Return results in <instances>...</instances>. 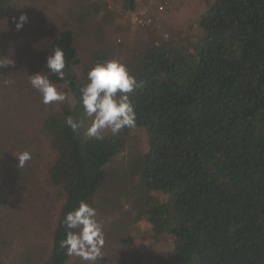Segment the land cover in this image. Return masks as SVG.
Masks as SVG:
<instances>
[{"label":"trees","instance_id":"1","mask_svg":"<svg viewBox=\"0 0 264 264\" xmlns=\"http://www.w3.org/2000/svg\"><path fill=\"white\" fill-rule=\"evenodd\" d=\"M7 1L0 0V14ZM119 1L127 11L139 3ZM199 24L205 33L196 46L151 43L130 71L140 85L129 94L134 128L146 137L145 150L130 159L141 189L137 216L152 240L170 241L180 264H264V0H213ZM50 43L67 64L65 79L48 78L66 82L82 113L87 74L68 72L79 63L73 33L62 30ZM107 57L95 51L94 65ZM72 111L64 103L41 122L53 154L47 178L63 201L45 258L34 252L26 264L66 263L64 215L80 200L91 204L103 166L126 147L121 132L103 140L73 133L66 123Z\"/></svg>","mask_w":264,"mask_h":264},{"label":"rangeland","instance_id":"2","mask_svg":"<svg viewBox=\"0 0 264 264\" xmlns=\"http://www.w3.org/2000/svg\"><path fill=\"white\" fill-rule=\"evenodd\" d=\"M137 2L133 11L125 10L119 0H88L90 4L86 0H8L4 6L0 14V256L6 264H26L25 258L34 252L45 258L63 201L47 178L53 154L42 119L64 103L73 110L74 119L83 116L74 108L65 81L52 83L66 94V100L49 105L30 86V75L49 71L46 60L53 52L52 38L62 30L72 31L79 63L70 67L71 74H87L94 66V52L100 49L130 72L137 53L151 43H181L175 46L182 49L196 46L198 35L205 33L199 22L213 0ZM141 10L150 22L139 26L134 15ZM21 14L28 16V22L18 31L14 21ZM120 132L126 147L103 166L105 180L91 198L105 233L104 257L95 264H180L172 256L170 241L152 240L148 224L137 216L142 203L135 200L141 189L130 159L145 150V132L142 128ZM23 151H29L32 159L18 168L16 156ZM65 264L87 262L69 256Z\"/></svg>","mask_w":264,"mask_h":264},{"label":"clouds","instance_id":"3","mask_svg":"<svg viewBox=\"0 0 264 264\" xmlns=\"http://www.w3.org/2000/svg\"><path fill=\"white\" fill-rule=\"evenodd\" d=\"M14 22L19 31L28 22V16L21 14L18 21ZM11 63L13 61L9 64ZM66 64L65 52L57 46L46 60L49 71L29 76L30 86L41 95L44 105L66 100V94L59 91L48 75L44 74L51 73L63 80ZM139 86L136 77L130 74L121 61L106 59L95 63L87 73L86 82L79 89L83 116L75 119L69 116L67 125L73 133L84 129L85 136L97 140L104 139L105 130L117 135L124 128H134L136 111L129 94ZM16 158L17 167L23 168L32 159V154L23 151ZM61 226L65 230V236L59 241V245L64 249L65 255L79 257L87 264H95L104 257V228L97 219L96 209L90 203L80 200L77 207L64 215Z\"/></svg>","mask_w":264,"mask_h":264},{"label":"built area","instance_id":"4","mask_svg":"<svg viewBox=\"0 0 264 264\" xmlns=\"http://www.w3.org/2000/svg\"><path fill=\"white\" fill-rule=\"evenodd\" d=\"M159 8H162V5L159 6ZM149 17L147 15V13L145 12V10H141L138 11L135 15H134V21L137 25H145L147 24L149 21Z\"/></svg>","mask_w":264,"mask_h":264}]
</instances>
